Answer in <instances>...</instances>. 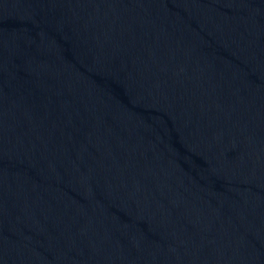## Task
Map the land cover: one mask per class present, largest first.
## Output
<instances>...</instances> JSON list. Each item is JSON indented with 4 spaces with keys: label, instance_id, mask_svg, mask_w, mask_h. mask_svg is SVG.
<instances>
[{
    "label": "water",
    "instance_id": "95a60500",
    "mask_svg": "<svg viewBox=\"0 0 264 264\" xmlns=\"http://www.w3.org/2000/svg\"><path fill=\"white\" fill-rule=\"evenodd\" d=\"M0 264H264V0H0Z\"/></svg>",
    "mask_w": 264,
    "mask_h": 264
}]
</instances>
